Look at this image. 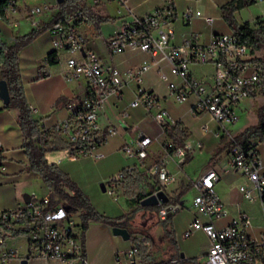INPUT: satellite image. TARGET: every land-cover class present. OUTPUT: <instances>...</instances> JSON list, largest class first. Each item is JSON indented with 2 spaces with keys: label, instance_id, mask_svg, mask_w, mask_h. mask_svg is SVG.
I'll return each instance as SVG.
<instances>
[{
  "label": "built area",
  "instance_id": "2783aa9c",
  "mask_svg": "<svg viewBox=\"0 0 264 264\" xmlns=\"http://www.w3.org/2000/svg\"><path fill=\"white\" fill-rule=\"evenodd\" d=\"M22 1L6 0L7 20L18 15ZM92 2L95 5L104 2L118 3L128 8L127 0ZM52 12L48 5L31 8L33 24L39 23L35 20L36 17L52 15ZM201 16L200 12L189 9L183 19L186 25H190ZM177 19L173 5L143 17L131 14L121 30L108 40V50L112 55H119L127 49H138L150 53L154 65L158 64L155 58L159 56L167 62L171 75L180 81L169 83L170 96L178 103L194 97V115H211L219 126L213 132L214 137L220 141L225 140L228 145L229 168L245 176L250 183L240 189L245 200L253 201L256 196L264 214V160L257 149L256 141L243 144L232 131L239 122L238 110L252 98V93L261 90L264 52L246 45L234 33L214 35L208 43H202L200 34L193 33L177 44ZM0 21H4L2 15ZM205 21L210 26L215 22L210 18ZM85 23L83 7L51 21L48 29L52 38L51 53L61 68L60 75L66 83H82L85 90L83 95L69 100L66 104L68 117L65 120L50 128L40 126L39 134L33 140L54 142L59 139L67 146L62 150L66 158H91L99 161L105 158L101 152L102 145L110 135L116 133L113 127L103 129L99 123L104 104L110 98L122 99L124 89L130 84L136 85V97L131 102V107L144 108L161 127L173 126L176 122L163 107L162 99L153 91L142 87L143 75L150 70L152 64L144 62L124 74L106 65L99 55L87 48V40L82 32ZM45 63L49 64L47 58ZM194 67H209L212 72L207 78L198 80L193 77ZM160 73L167 81L168 76L162 69ZM204 130L207 131V128ZM155 142V139L141 135L134 141L133 146L127 144L122 148V152L128 158L136 160V164L109 181L110 195H115L116 189L124 185L127 175L142 170ZM174 156L181 165L187 152L178 149ZM149 173L158 176L161 191L172 180L164 160L155 163ZM220 181L218 171L209 169L193 182L197 192L193 206L198 216L189 224L183 237L188 238L200 230L205 232L209 239L206 264H264V230L260 238H253L248 234V229L253 227L252 217L248 213L240 210L230 225L218 226V222L227 214L215 190ZM167 204L159 205L162 221L167 219L169 207L173 210L177 208ZM0 220L7 223L10 231H27L26 236L30 239V252L23 259L16 251L6 250L9 237L5 231H0V264H11L15 259L43 264H88L80 215L69 212L63 204L52 206L50 197L33 198L23 206L1 211ZM138 245L140 243L116 254V264H142L137 256Z\"/></svg>",
  "mask_w": 264,
  "mask_h": 264
},
{
  "label": "crops",
  "instance_id": "0c3cea01",
  "mask_svg": "<svg viewBox=\"0 0 264 264\" xmlns=\"http://www.w3.org/2000/svg\"><path fill=\"white\" fill-rule=\"evenodd\" d=\"M75 1L79 4L78 0ZM81 1L83 2L79 5L85 9L86 14V23L82 27V32L87 40V48L99 55L106 65L117 69L123 74L131 69L138 68L144 62L151 63L152 67L143 75L142 87L145 90L153 91L157 96H159L163 101V107L165 109L168 103V97H171L168 86L169 83L172 81L180 83L179 80L171 76L170 68L167 62L159 56L155 58V61L158 62V64L154 65L153 56L150 53L142 52L138 49H127L123 54L119 55H112L108 50V40L121 30L123 23L131 18V14L143 17L154 13L158 9L173 5L178 16V19L175 22L177 44L182 43L184 38L193 33L200 34L202 43H208L214 35L233 33L224 22L221 11L222 7L230 3L232 0H127L126 5L128 8L122 7L118 3L104 2L100 5H95L92 0ZM256 3L264 4V0L256 1ZM113 6L115 7V10L110 12V8ZM189 9L200 12L202 16L201 18L194 19L190 25H186L183 15ZM59 12L60 9L53 11L52 15H46V18H43L44 16L41 18L39 17V23L37 25L33 24V19H29L28 21L33 26L32 31L38 30L45 25L50 24L52 19H54ZM259 14H264V8ZM206 18L214 19V24L212 26L208 25L205 21ZM101 19H110L111 21L100 22ZM261 20L262 17L257 15L253 25L250 21H247L245 23H240V26L248 23L252 28H255L256 23ZM218 22H223L225 25L224 28L219 26ZM7 31L9 30H7L4 22H0V39L7 45H11L14 42V38L17 36L13 35L10 37V41L7 42L3 36V32ZM44 38H46V49L42 52L41 40ZM51 51L52 38L47 30L19 54L22 84L25 88L29 106L33 111V117L39 122L40 126L48 128L53 127L68 117L66 104L69 100L83 95L85 90V86L82 83H66L60 75L61 68L59 65H50L45 63V60ZM166 67H168V70H165ZM160 69H162V71L168 76L167 81L162 78ZM211 72L212 71L209 67H194L192 69L193 77L198 80L207 78ZM156 77L166 84L168 89L166 94L158 92L156 84L153 82ZM1 80L0 76V81ZM127 91L131 93L132 97L130 99L126 96ZM135 97L136 85L132 83L124 89L122 99L110 98L105 102L99 123L103 129H106L109 126L113 127L116 130V133L113 135H120L124 138V141L123 143L118 144L116 149H114V146H111L110 144V139L112 137V135H110L106 142L102 145L101 152L105 155V157L106 153L104 151L109 152L111 155L117 154L118 152L116 150L121 152L122 148L128 143L126 137L129 135L131 136L130 141L132 143L141 135L149 136L155 139L156 142L166 141L164 144L161 142L164 149L163 150L161 148V152L155 153L151 151L150 148L149 158L145 162L151 160V162L155 164L164 160L166 168L172 176L169 186L164 191L169 201L170 199L176 200L179 198V201L176 204L179 211L172 216L171 229L174 235L176 236L177 233L175 219L177 218L178 213L187 207L185 200L189 196L192 197L189 209L192 214V218L185 231L187 230L189 224L192 223L198 216V213L193 206L194 199L197 196V192L193 187V182L199 179L207 170L215 169L221 176V181L216 185L215 190L227 212L226 216L221 220L223 224L219 225L221 222L219 221L218 226L225 227L230 225L238 211L242 210L248 213L253 220V227L248 229V234L253 238H260L264 230V214L260 201L256 196L253 201L245 200L240 189L243 186H249L250 183L245 176L232 171L229 168L227 155L228 150L222 151L227 144L225 140L219 141L220 144L217 143L216 147L212 148L210 151L212 158L199 174H193V176H191L189 173L191 164L196 155L199 151L204 149L205 145L201 143L202 138L208 133L213 134V132L218 129V124L213 120L211 115L207 113L200 116L194 115L193 105L196 101L194 97L187 101V110L183 115L174 116L169 113L175 122H182L185 128H187L191 133L190 138L186 142V152L189 154V160L183 166L179 165L177 160V165L181 171L174 172L168 168V162L170 161V157H177L170 155L165 150L166 146L171 147L168 144L171 145L172 141L166 137L161 126V133L158 136L154 137L151 133H149L146 126L149 121L153 122L155 120L153 116L148 114L144 108H133L130 106ZM170 99L172 102L177 104L172 97ZM5 108L6 106L0 98V143L2 146V150H0V212L23 206L31 199L39 198V194L37 192L24 193V189L19 187L22 182H29L32 180L40 181L43 185L42 187L46 190L44 197H49L50 193L41 177L37 173L32 172L30 169V162L24 149L26 139L18 124L19 111L7 110ZM188 117H190V120L187 119ZM204 118H207L208 123L200 125L201 120ZM208 124L213 125L210 127ZM205 128H207V131L204 130ZM197 130L202 133L201 139L196 138ZM34 141L36 143L39 142L38 140ZM262 144L263 143L258 141L257 149L264 160V150L261 148ZM46 158L50 164H57L66 173H68L72 180L87 195L82 185L73 177L67 167L69 164L77 160H70L66 158L62 150L47 153ZM126 166H128V164L123 165L120 172ZM151 167L146 170H140V172H147L149 174V169ZM7 190H11L14 194L10 201L2 196ZM126 203L129 207H131L127 200ZM95 209L101 214L111 218H119L122 216L112 217L106 212L99 211L97 208ZM116 237L117 236L114 235L113 228L111 226L103 223L91 222L88 230L84 234L85 256L88 264H116V254L123 253L133 246L130 245L128 249L119 251L117 247H115L117 244ZM5 248L7 251H16L24 259L30 252V239L28 236L9 238ZM107 249L108 253L105 256L104 252L107 251ZM179 252L181 253V250H179ZM185 258L190 259L188 257ZM25 262L26 260L15 259L11 262V264H43L41 262Z\"/></svg>",
  "mask_w": 264,
  "mask_h": 264
},
{
  "label": "trees",
  "instance_id": "16d2710c",
  "mask_svg": "<svg viewBox=\"0 0 264 264\" xmlns=\"http://www.w3.org/2000/svg\"><path fill=\"white\" fill-rule=\"evenodd\" d=\"M256 1L257 0H232L230 3L222 7V18L232 32L246 45L264 52V21H258L255 28H252L248 23L240 26L235 19L236 12L250 7L255 4ZM80 7L81 6L77 4L75 0H66L60 5V12L55 16L54 20L61 18L66 13L74 12ZM5 9L6 0H0V15H2L4 21H8ZM109 21L111 20H100V22ZM50 25L51 23L38 30H33L27 35L16 37L11 45L3 43L0 39V76L2 80L7 82L10 93V103L5 109L19 111L18 124L26 139L24 149L30 162V169L41 177L50 191L49 197L52 206L63 204L69 212L79 214L83 224V235L88 230L91 222L103 223L112 228H124L127 229L131 235L130 223L132 212L134 213L137 210H143L159 216L161 210L159 205L150 207L142 206L143 201L162 190L158 176H153L150 173L148 174L147 172H140L138 170L127 175L123 184L124 188L127 189L126 200L130 203L132 211L127 217L111 218L101 214L94 208L90 198L72 180L68 173L57 164H50L48 162L46 158L47 153L64 150L67 147L66 144L59 139H55L54 142H45L41 140L38 143L33 140V137L39 134L40 124L34 119L33 111L27 101L25 88L22 84L19 54L23 49L31 45L39 36L45 33ZM53 56L52 53L47 56L50 65L56 64V60ZM262 62L264 65V59ZM261 93L264 97V72ZM251 96L253 98L255 93H252ZM256 117L257 124L248 127L238 135V139L241 143L246 144L255 140L264 143V104L258 108ZM162 129L166 137L172 141L173 147H170L167 150L170 155H174L178 149L187 150L186 142L190 138L191 133L185 128L182 122L178 121L173 126L164 125L162 126ZM53 145H55V147H53ZM188 155L189 154L187 153L186 159L181 166L185 165L189 160ZM129 188H132V191H130ZM128 192H130L131 195L127 194ZM178 201L179 198L176 200L170 199L167 205L176 206ZM161 222L163 224L164 232L160 231V237L169 239L173 244L174 249L179 252L175 235L171 229L172 217ZM0 231H5L9 238H17L28 234L27 231L23 230L10 231L7 223L1 220ZM149 239L153 244L152 238L149 237ZM137 256L142 264H198L195 259L182 258L180 252L177 258L175 254H172L170 260L161 262L159 256L154 253H148L147 247L142 244L138 245Z\"/></svg>",
  "mask_w": 264,
  "mask_h": 264
},
{
  "label": "rangeland",
  "instance_id": "374dc122",
  "mask_svg": "<svg viewBox=\"0 0 264 264\" xmlns=\"http://www.w3.org/2000/svg\"><path fill=\"white\" fill-rule=\"evenodd\" d=\"M83 1L78 0L79 4H82ZM28 4V5H27ZM48 5L52 8L53 11H57L60 9V5L58 4L57 0H23L20 3V9L18 11V15H14L9 17L8 21H3L4 25L6 26L7 32H3L4 38L10 41V37L13 35L20 37L31 33L33 26L28 21L33 17L30 16L31 8L45 6ZM264 4L263 3H255L250 7L245 8L240 12L235 13V19L237 23H245L250 21L253 25L254 20L256 19L257 15L262 17L261 21H264V14L260 15V11H263ZM115 7L110 8V12H113ZM49 14H43L35 18V20L39 21V17L46 18ZM2 22V21H0ZM219 26L224 28L223 22H218ZM228 32V31H227ZM16 38V37H15ZM14 38V39H15ZM4 43V42H3ZM45 44L46 38L41 40V49L42 52L45 51ZM264 56V53L263 55ZM165 70H168L166 67ZM172 76V75H171ZM170 77V76H169ZM153 82L156 84L158 92L161 94H166L168 89L164 82H162L159 78H154ZM126 96L130 99L131 93L129 91L126 92ZM171 97H168V103L166 105V109L171 115H183L187 110L188 100L184 103L175 104L171 101ZM191 99V98H190ZM264 104V97L261 93V90L255 93V96L251 98L249 101L244 103L241 108L238 110L239 115V122L237 125L232 129L233 133H237V136L247 129L250 126L257 124V117L256 113L259 107ZM192 118V117H191ZM190 120V117L187 118ZM208 123L207 118L201 120L200 125H205ZM199 125V126H200ZM210 127L213 124H208ZM149 133H151L154 137L158 136L161 133L160 125H158L155 121H149L147 126ZM219 127V126H218ZM217 127V128H218ZM202 133H196V138L201 139ZM128 141V145L133 146L134 142L130 141L131 136L129 135L126 137ZM124 138L120 135H112L110 139L111 146H114V149L118 146V144L123 143ZM220 140L216 139L213 134L208 133L204 135L201 140L203 143L204 149L199 151L196 155L195 159L193 160L191 167H190V175L199 174L201 170L207 165V163L211 160L210 151L212 148L216 147L217 143ZM258 142L259 140H255ZM166 141H158L152 145L151 151L158 153L161 152L162 144ZM169 146L173 147V145L168 144ZM165 146V145H164ZM170 147L165 148L166 152ZM261 148L264 150V143L261 145ZM164 150V149H163ZM228 150V145L226 144L225 148L222 151ZM115 155H111L109 152L104 151L106 153V157L99 161H94L91 158H81L73 163L69 164L67 167L69 172L73 175V177L78 180V182L82 185L83 189L87 193L88 197L91 200L92 205L97 208L99 211L106 212L109 216L117 217L122 215L121 217H127L131 213V207H129L126 203V192L127 189L119 187L116 189L115 195H110V184L109 181L120 174L123 170L128 167H132L136 164V160L128 158L122 151ZM169 153V152H168ZM170 161L168 162V168L174 172L181 171L179 166L177 165V158L170 157ZM123 170L120 169L123 165H127ZM154 163L147 161L144 163V167L142 170H146L151 167ZM183 175V174H182ZM181 175V176H182ZM101 184H105L107 186V192L103 193L101 190ZM42 183L40 181H29V182H22L20 184V188L24 189V193H33L37 192L39 194V199L45 198L44 195L46 194L45 188L42 187ZM132 191V188H129ZM128 189V191H129ZM161 204H166V199L168 198L165 191H161ZM127 194L131 195L130 192ZM5 199L10 201L14 194L11 190H7L2 195ZM191 196H189L185 200V204L187 207L180 211L177 215L176 220V236L175 239L178 244L179 250L181 253L190 259H195L198 264H206V252L209 245V239L205 232L197 231L193 235L188 238L183 237V232L185 231L189 221L192 218V214L190 213L189 209L191 206ZM174 216L172 213H168L167 218H171ZM131 223H130V230H131V239L129 241H125L122 237H116V246L119 251H123L128 249L130 245H135L136 243H140L147 247L148 253H154L155 255L159 256L161 262H166L170 260L172 254L179 256V252H177L173 244L169 239L161 238L160 237V230L164 232L162 220L160 216H156L148 211L137 210L134 213H131ZM223 222L221 221L219 225H222ZM149 237L152 238L153 244L150 242ZM132 247V246H131ZM108 253L107 251L104 252L106 256Z\"/></svg>",
  "mask_w": 264,
  "mask_h": 264
},
{
  "label": "water",
  "instance_id": "95a60500",
  "mask_svg": "<svg viewBox=\"0 0 264 264\" xmlns=\"http://www.w3.org/2000/svg\"><path fill=\"white\" fill-rule=\"evenodd\" d=\"M65 0H57L58 4L61 5L64 3ZM51 53V52H50ZM0 98L3 101L4 105L7 107L10 103V93H9V89H8V85L7 82L5 80H1L0 81ZM101 190L103 193L107 192V186L105 184H101ZM161 192H158L157 194H154L150 197H148L145 201H143L142 206L143 207H150V206H158L161 203ZM167 203L169 202V199H166ZM29 202V201H28ZM179 211V208H176L175 210H173L172 207H169L168 212L175 214ZM113 233L116 236H120L122 237L124 240L129 241L131 238L130 233L128 232L127 229L124 228H113ZM182 258H185L184 254H181ZM27 263V261L25 262Z\"/></svg>",
  "mask_w": 264,
  "mask_h": 264
}]
</instances>
